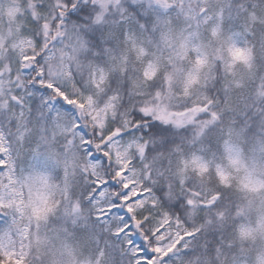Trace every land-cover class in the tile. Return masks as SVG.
Here are the masks:
<instances>
[{"label":"snow or ice","instance_id":"snow-or-ice-1","mask_svg":"<svg viewBox=\"0 0 264 264\" xmlns=\"http://www.w3.org/2000/svg\"><path fill=\"white\" fill-rule=\"evenodd\" d=\"M0 264H264V0H0Z\"/></svg>","mask_w":264,"mask_h":264}]
</instances>
